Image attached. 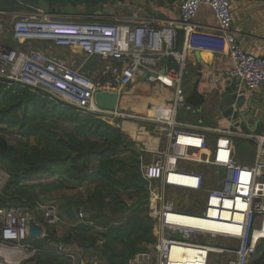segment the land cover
I'll use <instances>...</instances> for the list:
<instances>
[{
	"label": "built area",
	"instance_id": "built-area-1",
	"mask_svg": "<svg viewBox=\"0 0 264 264\" xmlns=\"http://www.w3.org/2000/svg\"><path fill=\"white\" fill-rule=\"evenodd\" d=\"M201 4L211 8L218 34L198 36L194 33L192 20ZM179 12L178 26L183 31V43L179 50L175 49V23L167 22L156 28L136 13L130 15L128 22L113 24L59 20L55 15L41 11L28 12L27 16L14 15L10 30L12 37L26 41L27 46L25 49L10 48L0 40V82L43 93L78 110L95 113L105 121H143L151 126L154 134L165 138L167 146L157 154L159 158L142 165L144 177L160 184L156 193L158 206L156 210L148 211V215L151 212L156 216V240L151 251L136 254L131 264H209L214 253L227 256L224 264H248L257 251L258 243L264 240V162L261 161L264 136L230 128L190 124L178 120L177 114L185 105L182 76L187 53L191 49L209 47L227 54L232 67L225 71V75L239 80L250 90L264 86V58L244 51L238 43L231 28L230 0H182ZM35 40L50 42L55 48H78L83 54V61L78 64L73 58L52 56L32 47ZM209 42L212 45H208ZM163 56L175 60V70L164 69L160 73L154 69L156 61ZM92 57L116 59L121 66L106 63L101 72L102 79L94 80L81 69L82 64ZM143 73L147 74L150 82L172 88L168 103L152 106L148 114L121 109L107 111L95 105L94 95L97 92L120 93ZM200 130L254 139V162L241 163L228 144L216 146L209 157L203 156L206 142ZM180 162L205 164L220 172L218 187L205 190L200 213L178 210L165 193L166 186L193 191L201 189L202 175L178 168ZM34 210L41 211L48 224L61 222L57 208L52 204H38ZM223 210H228L227 220L222 219ZM83 216V212H78L79 218ZM183 216L208 219V222L202 224L204 228H197L196 223L184 226L176 218ZM28 219L29 214L21 207H0V244L25 251L27 246L23 242L28 238ZM221 221H226V224H220ZM215 229H222L223 232ZM205 236L210 240L206 241ZM218 237L231 240L236 246H215L212 240ZM174 246L188 247L191 255L189 258H172Z\"/></svg>",
	"mask_w": 264,
	"mask_h": 264
},
{
	"label": "trees",
	"instance_id": "trees-1",
	"mask_svg": "<svg viewBox=\"0 0 264 264\" xmlns=\"http://www.w3.org/2000/svg\"><path fill=\"white\" fill-rule=\"evenodd\" d=\"M26 1L0 0V23L9 26L8 37L2 36L0 40L7 47L25 49L27 46L26 41L13 38L10 31L12 14L30 9ZM30 1L31 9L66 14L75 12L81 5H86L89 11L93 5L106 0ZM176 33L175 49L179 50L183 31L177 29ZM48 43L51 44L35 40L31 46L40 49ZM99 59L95 57V66ZM152 95H156L153 84L137 91L129 87L121 94L119 107L125 111L134 104L145 106V97L152 98ZM200 102L197 94L185 97L188 105L196 106ZM8 134L13 136L12 142ZM234 140L239 143V139ZM139 156L120 128L97 114L78 110L17 84L8 86L0 82V169L8 175L0 188V207L18 200L25 211L34 210L39 204V193L75 191L56 193L53 199L62 201L59 210L73 220V226L58 237L55 225L34 215L44 226L45 235L38 239L28 237L23 242L33 254L19 264H75L71 254L56 248L70 242L100 249L107 264H128L136 254L151 250L156 240L154 221L148 215L152 184L143 175ZM194 167L197 172L191 170ZM178 168L202 175L203 184L197 191L200 194L208 189L205 181L210 183L209 188L216 187L212 182L217 175L211 167L180 162ZM168 199L173 200L171 196ZM191 199L195 204L181 211L200 213L201 199ZM78 212L84 216L79 218ZM212 243L221 246L219 241ZM217 257L215 264H224Z\"/></svg>",
	"mask_w": 264,
	"mask_h": 264
},
{
	"label": "crops",
	"instance_id": "crops-1",
	"mask_svg": "<svg viewBox=\"0 0 264 264\" xmlns=\"http://www.w3.org/2000/svg\"><path fill=\"white\" fill-rule=\"evenodd\" d=\"M181 1L182 0H106L101 4L102 6H98L99 9H95V13L98 17L94 20L81 21H94L106 24L123 23L128 22L130 15L136 13L142 19H147L149 24L156 28L167 22H173L178 26L180 19L179 4ZM230 3L232 13L231 28L238 43L244 51L264 58V0H230ZM97 5L98 3L93 6L95 7ZM78 9L79 8H76L73 13L66 14L50 13L43 10L41 12L55 15L56 19L59 20H73L72 18L75 19V17L71 16L81 15ZM31 10L34 11L30 12H36L37 9ZM16 14L19 15L20 11ZM24 15L27 16V13ZM192 25L194 33L198 36H209L219 33L217 21L215 20L213 12L206 4L200 5L192 20ZM199 42L201 43L202 41L200 40ZM208 45L212 44L209 42ZM40 49L52 56L73 58L78 64H81L83 61V54L78 48H55L48 43L46 47H41ZM98 58L100 59L96 66L94 62L95 57H92L89 61L83 63L81 67L82 71L94 80L102 79L103 76L101 72L106 63H112L114 65L120 63L116 59ZM231 67L232 61L225 53L216 52L209 47L191 49L186 57V65L182 76V90L186 98L191 94L199 95L201 102L196 106L185 103L184 107L178 110L177 118L183 122L196 124L202 127L230 128L240 132H250L255 135L264 136V86H260L254 90L246 88L239 80L225 75V71L229 70ZM154 69L160 73L164 69L175 70L176 62L172 57L163 56L156 61ZM153 83L155 84V82H150L147 76L143 78L140 75L126 86L119 95L121 97V94L129 87L137 91L138 88H144L147 84ZM171 97L172 88L156 82V95H152V98L145 97V106L134 104L132 107L128 106V109L126 108L127 110L125 111L131 110L130 112L137 114H148L152 106H156L163 102L168 103ZM147 101L149 102L147 103ZM106 122L119 127L128 140L134 144V149L140 153L141 169L142 165L156 161L159 158L157 154L167 146L165 138L154 134L151 130V126L143 121L106 120ZM200 131L203 132L206 142L203 156L209 157L216 146L228 144L234 156L237 157L241 163L251 164L254 162L256 157V141L254 139L226 136L207 130ZM234 139H239V143H235ZM261 161L264 162V156L261 157ZM202 165L209 166L205 164ZM209 167L215 171L217 178L220 175L219 170L212 166ZM149 181L152 184L150 187L149 199L152 201H150L148 211H151L156 210L158 206L156 193L159 190L157 187H159L160 184L156 180ZM167 187L168 186L165 187V191ZM43 194L45 193H41V195ZM61 194L65 193L62 192ZM202 194L204 197L205 191ZM42 197L48 199L47 196ZM54 197H56L55 194L52 198H49V200L52 199L53 204L58 203V201H53ZM203 197L200 198L201 202ZM61 202L62 201H59V205L57 206L61 222L53 226L58 237L64 235L74 224L72 219L63 214L62 210H59ZM174 203L178 210H185L188 208L176 204V200ZM39 204H41V202H39ZM28 211L29 217L35 220V215L38 219L45 222L40 211ZM149 217L154 221L156 232V216L154 217L150 212ZM35 222L43 227L45 233L44 226L38 220H35ZM224 241L226 246H231V248L232 245L236 246V243L231 240ZM66 245L67 246L63 248L61 246V249H58L57 246L56 248L68 255L71 254L75 264H80V262H83V264H107V260L100 249L82 247L71 242ZM98 247L101 248V241H98ZM25 250L33 254L30 248H26ZM10 253H12L10 258L12 262H9L12 264H16L26 255L25 251L20 250H0V256L6 258L7 261L9 260L7 256H9ZM32 254L25 259L31 257ZM152 257L155 258L153 255ZM132 259L128 264H131ZM248 264H264V240L258 243L257 251L254 256L250 258Z\"/></svg>",
	"mask_w": 264,
	"mask_h": 264
},
{
	"label": "rangeland",
	"instance_id": "rangeland-1",
	"mask_svg": "<svg viewBox=\"0 0 264 264\" xmlns=\"http://www.w3.org/2000/svg\"><path fill=\"white\" fill-rule=\"evenodd\" d=\"M26 2H27L26 5L30 8L28 10V12L34 11V10H31V7H32L31 6V4H32L31 1L30 0H27ZM98 6H101V4H98L95 7L93 6V8L91 10L86 11V5H81V6L77 7V8H79L78 9V12H82L81 15L71 16V17H75V19L72 18L74 21L94 20L96 17H98L96 15V13H95L96 10H97V8L99 9ZM37 10L42 11V9H37ZM28 12L21 11L20 14H19V16L20 15H24L25 13H28ZM14 15H18V14H16V13L15 14H12V16H11V22L14 20ZM78 19H80V20H78ZM11 22H9V24H11ZM0 25L2 27L0 29V38H2V36L8 37V31H9V29L7 27H9V26H6V25L4 26V24H2V23H0ZM153 85L156 86V83L155 84L153 83ZM7 136H8V139L12 142L13 141V136L11 134H8ZM191 170L197 172L196 169H195V167L193 169H191ZM6 178H7V175H6L5 171H3L2 169H0V187L4 183V181L6 180ZM219 181H220V179H219V177H217L215 179V181L213 180L212 183L213 184H216V187H217L219 185ZM204 185L206 186L205 188H209L208 185H210V183L205 181ZM62 192H64L65 194H73L75 191L68 190V189H64V190L62 189V190H58V191H51V192L45 193L43 195H41L39 193V196H38L39 202H41V204H44V205H46V204L51 205L52 204V205H54L57 208V206L59 205V202L53 204L52 203V199L49 200V198H52L54 196V194H56V193H60L61 194ZM165 193H166L167 197L171 196L174 202H175V199H176V204L182 205L184 207H189V206L195 204V202L192 201L191 198H193L195 200V199H198V198H202L203 197V194H200V192H196V191H192V190H188V189H184V188H178V187H171V189H166ZM42 196H47L48 199H44ZM150 201H152V200L149 199L148 206L150 205ZM25 212H29V211H25ZM41 215H42V212H41ZM205 237H206V241L210 240V238L208 236H205ZM224 240L225 239H223L221 237H218V238L214 239V241L212 240V242L219 241V245L225 247L226 246L225 245L226 243H225ZM26 248L27 247H25V249ZM217 256L220 257V260L221 261H225V259L227 258L226 255H217V254L214 253V254H212V256H211V258L209 260V264H215V260L218 258ZM5 259L2 256H0V264H12V263H10V262H12L10 260V258H9L8 261H7V259L6 260ZM23 260L24 259L20 260V262L23 261Z\"/></svg>",
	"mask_w": 264,
	"mask_h": 264
},
{
	"label": "water",
	"instance_id": "water-1",
	"mask_svg": "<svg viewBox=\"0 0 264 264\" xmlns=\"http://www.w3.org/2000/svg\"><path fill=\"white\" fill-rule=\"evenodd\" d=\"M176 27H177V29H180V26H176ZM146 76H147L146 73L141 74V77H143V78ZM119 97H120V95L117 92H97L94 95V102L98 108H100L102 110L111 111V110L119 109ZM7 206L22 207V203L18 200H11L7 203ZM44 235H45V233H44L43 227L40 224L36 223L32 217H29V219H28V237L38 239V238L43 237ZM25 253H26V255L23 259H25L26 257H28L29 255L32 254V252L28 253V252H26V250H25ZM19 263H20V261L17 262L16 264H19Z\"/></svg>",
	"mask_w": 264,
	"mask_h": 264
},
{
	"label": "bare ground",
	"instance_id": "bare-ground-1",
	"mask_svg": "<svg viewBox=\"0 0 264 264\" xmlns=\"http://www.w3.org/2000/svg\"><path fill=\"white\" fill-rule=\"evenodd\" d=\"M211 213H213V212L211 211ZM227 216H228V210H223V218L222 219L227 220ZM176 218L179 219L184 226H189L190 223H196L197 228H204L202 224L208 222V219H199V218L192 219V218H188V217H184V216L183 217H176ZM237 222H238L237 226L239 227L240 226L239 218H238ZM220 224L225 225L226 221H221ZM215 230H217L219 232H223L222 229H215ZM8 249L9 250H20V251H22L19 248H7V247L0 244V250L8 251ZM11 254L12 253H10L9 256H7V257L11 258ZM190 255H191V250L188 247L174 246L172 248V251H171V257L172 258H189Z\"/></svg>",
	"mask_w": 264,
	"mask_h": 264
}]
</instances>
